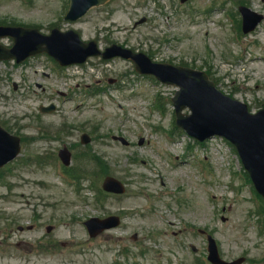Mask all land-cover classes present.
Returning a JSON list of instances; mask_svg holds the SVG:
<instances>
[{
	"label": "rangeland",
	"instance_id": "374dc122",
	"mask_svg": "<svg viewBox=\"0 0 264 264\" xmlns=\"http://www.w3.org/2000/svg\"><path fill=\"white\" fill-rule=\"evenodd\" d=\"M135 1L143 3L142 8L118 10L121 0H115L109 6L92 9L75 23L67 24L62 16L68 0H0V21L39 25L43 32L58 23L63 28L74 26L85 39L96 38L101 45L114 40L137 49L157 47L159 58H183L205 69L211 66L218 88L232 93L251 109L258 108L259 102L264 101V19L249 35L242 33L237 37L233 32L236 19L230 18L229 23L225 18L227 13L221 17L219 11L211 14L217 24L204 21L209 17L205 10L210 9L234 10L239 17L235 11L238 5L235 0H193L185 6L178 0H169L176 7L170 18H166L163 10H157L152 1ZM244 1L252 10L264 14V0ZM130 7L128 4L125 8ZM194 11L199 13L195 23L188 19ZM141 16L153 19L152 23H156L157 28L153 26L152 30L148 22L131 27L133 20ZM104 18L108 19L103 21ZM168 22L170 25L166 26ZM109 23L111 28L114 27L112 33L105 37L104 25ZM158 30L157 35L148 39ZM45 60L38 57L31 61L30 66ZM5 66L0 64V78L4 79V92L0 93L6 94L5 98L0 97V120L5 124L7 122L13 130L23 126L16 133L25 135L27 140L22 143L20 157L0 172V264H118L115 250H112L118 245L125 246L136 255L133 259L127 258L125 264H130L132 260L131 264H197L194 257L201 259L206 256V240L196 234L199 227L213 234L225 258L234 259L243 255L246 257L244 264H259L264 257V233L258 227L264 220L259 203L249 196L245 185L232 198L226 197L223 184L227 173L235 185L243 183V179L237 177L241 172L237 156L221 139L210 141L205 146L193 145L190 149L172 142L174 133L172 137L167 133L172 129L173 111L167 100L173 87L151 78H137L126 60L116 58L107 65L113 73L94 69L93 75L80 76V87L74 89L73 100H60L57 111L39 115L38 106L47 98L33 86L36 77H32L28 65ZM44 70L51 72L50 78L40 77L37 80L47 87L64 90L74 83H66L61 78L64 70ZM26 71L29 77L23 74ZM1 72L7 77H3ZM117 72H124L118 85L100 90L96 95L88 94V103L82 102L79 94L82 93L83 83L89 82L92 87L96 73L103 76L102 80L108 81L116 77ZM11 78L21 81L22 88L14 90ZM130 85L136 92L130 91ZM157 94L163 102V113L160 112L162 109L153 106ZM2 100H5V106ZM76 102L82 105L72 110ZM151 106L153 110L149 109ZM24 113L26 115H22ZM62 124L74 128L60 134L58 125ZM94 124H99V127L94 128L96 134H91V145L107 158L112 172L127 182L129 189L126 195L109 197L102 203L86 200L93 192L90 189L83 191L86 199L78 196L74 200L75 186L67 178L57 175L54 160L58 147L63 143L78 150L74 144H77L83 131L78 128L86 126L89 129ZM111 134L124 136L132 145L124 146L112 140ZM141 136L145 142L139 145L137 141ZM134 155L138 160L131 162L129 157ZM202 157L210 166L206 174L200 173L199 165L202 164L199 159ZM40 158L42 163L37 162ZM139 159L146 160V163ZM218 159L223 161V167ZM159 174L166 182L163 199L143 193L141 189L149 182H137L138 177L146 175L153 179V184L145 190L163 188L157 180ZM88 183L85 180L82 184ZM180 186L186 189L185 193L176 190ZM13 190L16 192L13 193ZM213 190L215 199L212 201L217 203L211 208L209 201ZM7 192L10 194L4 195ZM192 194L197 200L186 198ZM26 197L37 205L26 203ZM186 201L197 206L201 203L202 207H191V215L182 214L180 207L185 209ZM148 206L155 212H161V216L150 212ZM105 208L116 212L123 210L129 215L126 217L124 214V221H131L133 225L127 236L124 233L118 238L111 235V246L102 235L90 238L82 224L88 215L104 214ZM30 223L33 228L27 230L26 226ZM48 225L53 226L50 232H46ZM125 226L127 228L128 224L123 222L113 234L126 231ZM134 231L139 233L138 240L131 237ZM183 241V244L179 243ZM190 244L196 246V253L191 251Z\"/></svg>",
	"mask_w": 264,
	"mask_h": 264
},
{
	"label": "water",
	"instance_id": "95a60500",
	"mask_svg": "<svg viewBox=\"0 0 264 264\" xmlns=\"http://www.w3.org/2000/svg\"><path fill=\"white\" fill-rule=\"evenodd\" d=\"M3 29V28H2ZM1 29V31H2ZM5 33H0L4 35ZM58 33L54 32V37L50 36V41H56ZM61 43L59 41L56 46ZM52 46H50V50ZM49 51V50H48ZM51 52V51H50ZM54 55L59 57L57 51L54 49ZM0 49V58L8 56ZM186 77L176 78V81L185 83ZM226 101L223 105L208 107L203 112L197 115V103H189L188 105L193 110L191 118L196 121L191 122L193 133L195 135H210V133H218L224 135L232 141L243 160L245 167L250 171L254 177L257 188L264 194V110L258 114L251 116L243 110L242 105L237 102ZM183 102L178 105V110L182 108ZM178 119L182 125L187 122L186 118L179 113ZM213 254L215 249L213 247ZM216 256V255H215Z\"/></svg>",
	"mask_w": 264,
	"mask_h": 264
}]
</instances>
